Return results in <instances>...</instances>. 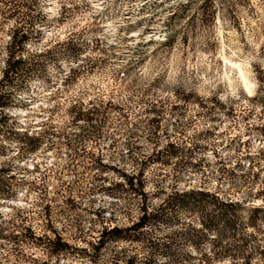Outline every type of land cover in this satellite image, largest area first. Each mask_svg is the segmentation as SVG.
Here are the masks:
<instances>
[{"label": "rangeland", "instance_id": "obj_1", "mask_svg": "<svg viewBox=\"0 0 264 264\" xmlns=\"http://www.w3.org/2000/svg\"><path fill=\"white\" fill-rule=\"evenodd\" d=\"M5 93L0 264H264V0H0Z\"/></svg>", "mask_w": 264, "mask_h": 264}, {"label": "trees", "instance_id": "obj_2", "mask_svg": "<svg viewBox=\"0 0 264 264\" xmlns=\"http://www.w3.org/2000/svg\"><path fill=\"white\" fill-rule=\"evenodd\" d=\"M12 46L13 47H11V49H15L16 46H18V44H16V40L14 37L12 40ZM21 62L22 61H20V60H14L13 50L10 51V56L7 59L6 66H5L4 79L2 81H4V82L7 81L8 84H11L12 81H10V80H11L12 76L15 73L21 72L23 70L19 66V64ZM24 74H25L27 79H31L35 76V72L33 71V69H26ZM10 103H11V97L9 94H7V93H5L3 95L0 94V113H3V110L8 105H10ZM4 117H5L4 121H8L10 119L9 113L6 112ZM33 148L34 147H31L28 149L32 150ZM130 184L134 185V182L132 179L130 180ZM186 197H189V198L193 199L194 201L197 199L196 197H194L192 195L186 196ZM201 201H202V199H201ZM148 214H149V212L145 211L144 214L142 215V217L137 222H135L132 226L127 227V228H123V227H119V226H114L112 228H110V226L104 227L103 232H102L103 237L100 239L98 244H101V246L103 245L104 237H109V239H112L114 241H118L120 239H125V240L131 239L133 236H136V235H127V234L125 235L124 233H127V232L129 233L131 231H135L138 233L143 228L147 227V225L151 224L150 222L152 221V217L150 219L151 214L149 217H148ZM222 215L225 217V212ZM157 218H158V220H157ZM153 219L156 221H159V222H163V223L164 222L167 223L169 221V217L165 214L160 215V216H158L157 214H153ZM156 245L158 246V243H156ZM94 248L97 249L98 247H94ZM158 256H168L171 259L172 254L169 253L168 251L159 252V250L155 248L154 250L151 251L149 257L142 264H150L152 262L155 263V260ZM137 259H138L137 254L134 257H130L128 260L123 261V262L120 261L122 259H121V257H119L115 260V263H112V264H136ZM174 260H176V259H174Z\"/></svg>", "mask_w": 264, "mask_h": 264}]
</instances>
